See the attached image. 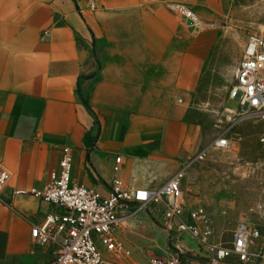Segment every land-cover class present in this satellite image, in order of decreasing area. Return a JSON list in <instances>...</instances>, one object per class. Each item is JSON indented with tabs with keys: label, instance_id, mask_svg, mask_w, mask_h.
I'll list each match as a JSON object with an SVG mask.
<instances>
[{
	"label": "crops",
	"instance_id": "obj_1",
	"mask_svg": "<svg viewBox=\"0 0 264 264\" xmlns=\"http://www.w3.org/2000/svg\"><path fill=\"white\" fill-rule=\"evenodd\" d=\"M96 1L93 10L88 0H0V163L13 174L0 192V264L54 258L31 230L58 206L15 190L48 184L65 146L74 180L103 194L115 178L158 188L186 164L170 132L179 121L167 116L195 89L215 39L191 37L169 4L216 22L231 0ZM149 256L135 250L120 264Z\"/></svg>",
	"mask_w": 264,
	"mask_h": 264
},
{
	"label": "rangeland",
	"instance_id": "obj_2",
	"mask_svg": "<svg viewBox=\"0 0 264 264\" xmlns=\"http://www.w3.org/2000/svg\"><path fill=\"white\" fill-rule=\"evenodd\" d=\"M214 23L215 27L202 31L214 34L215 43L199 81L193 91L172 99L173 114L167 116V123L179 121L170 132L181 140L186 156L183 190L187 202L205 207L213 221L214 238L229 243L241 222L264 229V147L259 141L264 120H240L243 106L233 96L247 40L251 34L264 33V0H231L228 14ZM92 120L95 128L94 116ZM224 136L230 140L228 148L211 146ZM128 210L134 216L122 217L124 240L143 255L165 256L172 244L160 208L139 210L130 204ZM185 243L180 264H209L197 241L185 235ZM256 248L264 250V232L252 245ZM230 264H236V259Z\"/></svg>",
	"mask_w": 264,
	"mask_h": 264
},
{
	"label": "built area",
	"instance_id": "obj_3",
	"mask_svg": "<svg viewBox=\"0 0 264 264\" xmlns=\"http://www.w3.org/2000/svg\"><path fill=\"white\" fill-rule=\"evenodd\" d=\"M96 10V0H88ZM169 8L184 20L188 33L196 35L214 22L203 20L188 4L171 2ZM243 106L240 120H264V33L251 34L236 74L233 92ZM259 141L264 147V131ZM212 147L230 146L227 136L218 138ZM122 161V156L116 158ZM75 156L70 146L62 150L59 167L51 172L50 181L43 188L15 190L16 194H32L42 201L58 206L46 215L41 224L34 226L31 235L38 247H55V256L49 264H120L134 258L135 252L121 236L122 217L132 218L130 204L139 210L160 208L162 223L168 232L172 248L164 255H150L148 264H180L186 246L185 235L197 241L209 264H264V250L252 249L264 229L244 221L233 233L229 243L218 242L214 236L213 221L203 206L187 202L183 179L188 165L182 166L166 183L158 188L127 187L119 178L111 184V191L103 194L94 187L78 183L73 177ZM13 174L0 163V192L9 186ZM133 264H141L134 261Z\"/></svg>",
	"mask_w": 264,
	"mask_h": 264
},
{
	"label": "trees",
	"instance_id": "obj_4",
	"mask_svg": "<svg viewBox=\"0 0 264 264\" xmlns=\"http://www.w3.org/2000/svg\"><path fill=\"white\" fill-rule=\"evenodd\" d=\"M85 103H87V101H85Z\"/></svg>",
	"mask_w": 264,
	"mask_h": 264
}]
</instances>
